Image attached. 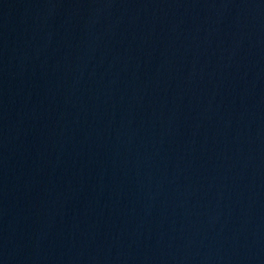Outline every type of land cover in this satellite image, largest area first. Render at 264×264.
Instances as JSON below:
<instances>
[{"label":"water","instance_id":"1","mask_svg":"<svg viewBox=\"0 0 264 264\" xmlns=\"http://www.w3.org/2000/svg\"><path fill=\"white\" fill-rule=\"evenodd\" d=\"M0 264H264V0H0Z\"/></svg>","mask_w":264,"mask_h":264}]
</instances>
